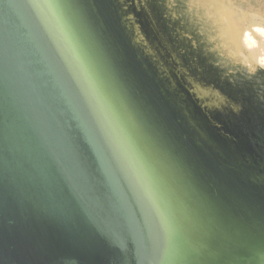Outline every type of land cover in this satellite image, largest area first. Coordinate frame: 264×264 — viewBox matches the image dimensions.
<instances>
[{
  "label": "water",
  "instance_id": "obj_1",
  "mask_svg": "<svg viewBox=\"0 0 264 264\" xmlns=\"http://www.w3.org/2000/svg\"><path fill=\"white\" fill-rule=\"evenodd\" d=\"M136 16L0 0V264H264V196L230 181Z\"/></svg>",
  "mask_w": 264,
  "mask_h": 264
},
{
  "label": "rangeland",
  "instance_id": "obj_2",
  "mask_svg": "<svg viewBox=\"0 0 264 264\" xmlns=\"http://www.w3.org/2000/svg\"><path fill=\"white\" fill-rule=\"evenodd\" d=\"M122 1L130 4L131 11L137 12L136 18L149 43L146 45L149 48L148 54L151 56L153 53L155 57L153 59L156 64L155 71H158L159 76L170 85L172 83L178 85V89L174 88L173 91L177 93V97L187 103L188 111L190 110L195 118L202 120L197 124L199 127L209 121L216 124L214 127H209L216 135L214 141L225 156L235 162L228 159L230 162L228 164L234 165L235 168L233 166L232 168L237 172L234 177L228 175L230 181L242 187L249 179L257 180L256 182L259 180L260 185L259 182L255 184L253 181L254 187L247 191L253 193L259 201L262 200L264 196V58H257L258 67L254 72H250L249 62L245 61L244 65V62L241 63L237 57L230 55L223 45L225 43L221 42V35L212 26L210 21L212 16L208 15L207 11H203L202 0L201 3L198 0ZM233 1L237 8L244 7L245 10L250 8L254 21L258 26L260 25V29H264V0ZM233 1L225 0V5ZM124 13L125 18H129L127 11ZM154 14L158 15L160 21L153 17ZM134 19L132 17L131 22L136 26L137 22ZM138 35L140 36L139 33ZM139 39L142 41L141 38ZM244 54H239V57L243 56V60ZM239 102L244 108L238 106ZM251 109L253 113H245L246 110L250 112ZM247 114L248 117L243 119Z\"/></svg>",
  "mask_w": 264,
  "mask_h": 264
},
{
  "label": "bare ground",
  "instance_id": "obj_3",
  "mask_svg": "<svg viewBox=\"0 0 264 264\" xmlns=\"http://www.w3.org/2000/svg\"><path fill=\"white\" fill-rule=\"evenodd\" d=\"M190 1L192 2V0H190ZM196 1H195V3H196ZM198 1L200 2L201 0H198ZM201 2H202L203 11L204 10L207 11L206 13L208 15L212 16L210 19V21L212 22V26L215 27L216 30L218 31V33L221 35L220 36L222 38L221 42L225 43L223 45H225V48L228 50L227 52H229L230 55H234L235 57H237V59L241 63L244 62V65H245V61L249 62L251 64V67H249L248 70H250V72L251 71L254 72V69L256 67H258L257 63H256L257 58L258 59L260 57L264 58V29H260L261 28V27H259L260 25L258 26L256 24L253 17L251 16V15H253V12H251V10H249L250 8L246 9V10L244 7H243L244 9L243 8H237V5H236V3H234V1L229 2L227 5H225V0H202ZM226 2H228V1H226ZM189 11H190V9H189ZM199 16L200 15H198V17ZM127 19H130V24L133 23V22H131L132 15L129 16V18H127ZM261 26H263V25H261ZM135 27L137 28L136 31L141 36L140 38L143 40L144 37H143V34L141 33L139 25L137 24L136 26H134V28ZM199 27H200V25H199ZM209 39H210V37H209ZM217 40H218V38H217ZM221 42H220V44H221ZM143 43H144V41H143ZM215 45H217V44H215ZM150 48H152V47H150ZM145 50L147 51V53L149 52V48L146 45H145ZM151 50H153V49H151ZM240 53H243V54L245 53L244 54V58H245L244 60L242 58L243 56L239 57ZM229 60H231V59H229ZM226 67H227V65H226ZM230 67H231V65H230ZM233 67H235V66H233ZM234 69L232 71H234ZM198 92H197V94H198ZM209 144L213 145L212 143H209ZM263 258H264V255H263ZM186 264H188V263H186Z\"/></svg>",
  "mask_w": 264,
  "mask_h": 264
}]
</instances>
